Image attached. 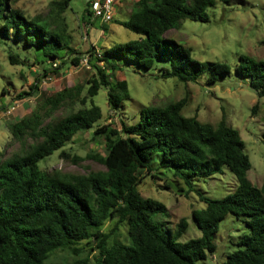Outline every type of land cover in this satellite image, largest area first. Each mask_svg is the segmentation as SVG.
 Listing matches in <instances>:
<instances>
[{
  "label": "trees",
  "instance_id": "1",
  "mask_svg": "<svg viewBox=\"0 0 264 264\" xmlns=\"http://www.w3.org/2000/svg\"><path fill=\"white\" fill-rule=\"evenodd\" d=\"M9 1L0 0V40L23 38L24 44L33 48L35 64L51 67L50 62L59 60L57 67L43 68V76L58 72L67 63L79 65L85 54L70 46L63 22L71 0L51 2L49 20L43 23L28 20L19 9L10 7ZM212 6L214 0H134L128 19L114 22L135 33V39L86 51L95 74L87 80L86 97L79 100L82 107L46 122L59 106L74 103L79 96V88L65 86L10 125L13 138L21 144L26 136L34 142L20 153L0 159V264H87L77 259L51 260L57 251L79 255L82 242L95 245L93 264H195L214 252L218 225L228 213L241 219L248 232L239 237L238 248L228 253L222 264H264V180L255 186L247 178L250 161L243 140L224 116L215 125L202 123L196 115L185 116L182 110L187 98L183 97L163 105L141 106L136 123L121 118L119 128L95 124L102 111L93 97L102 87L109 109L122 112L129 92L126 81L118 80L114 73L130 64L183 83L205 77L207 84H213L229 72L225 63L193 59L188 47L165 35L184 19L208 22ZM88 7L89 3L87 15ZM51 22H55L54 30ZM23 58H29L27 53ZM8 59L12 64H24L18 54H10ZM235 73L249 80L258 97L264 96V60L240 54ZM37 89L35 82L30 92L17 96L32 95ZM87 98L89 106L85 105ZM256 108L257 103L252 112ZM90 129L93 139L104 141V155L91 157L100 161L104 170L71 174L39 167L42 159L61 150L75 134ZM154 155L158 168H168L173 177L181 179L187 194L193 190L194 180L221 174L224 167L233 175L236 184L228 195L209 198L199 194L205 206L191 212L199 237L177 241L187 229L185 218L179 219L174 232L164 222L153 221L156 214H166L167 208L143 197L137 187L142 180L140 169L156 177L149 163ZM106 220L115 221L110 233L101 230ZM121 224L126 225L128 242L114 239L109 243L111 233Z\"/></svg>",
  "mask_w": 264,
  "mask_h": 264
},
{
  "label": "rangeland",
  "instance_id": "2",
  "mask_svg": "<svg viewBox=\"0 0 264 264\" xmlns=\"http://www.w3.org/2000/svg\"><path fill=\"white\" fill-rule=\"evenodd\" d=\"M53 1L57 0H10L9 4L10 7L19 9L28 20L36 19L38 23H43L49 20ZM90 1L71 0L63 13L64 29L70 46L76 52L87 56L86 51L89 48L100 51L113 43L135 39V33L114 22L128 19L134 0H117L113 7L114 19L104 24L106 28L100 26L101 24H94L97 22L95 20L88 25L82 18L87 16L85 10ZM208 15V22L184 19L178 27L170 29L165 35L188 47L191 57L197 61L229 65L227 74L220 76L213 84H207L205 77H200L195 82L183 83L176 78L163 79L157 71H144L130 64L114 73L118 80L126 81L129 92V98L122 103V112L116 114L109 109L106 89L102 87L93 97V102L102 111V117L95 124H110L119 128L121 118L129 124L136 123L141 106L163 105L186 97L183 115H196L199 121L211 125L217 124L224 116L226 123L239 131L244 152L250 161L247 178L253 185L260 186L264 180V96L258 97L249 86V80L238 76L235 68L240 54L264 60V0H214V6L208 9ZM50 26L54 30L55 22H51ZM22 39L11 36L9 40H0V159L20 153L24 147L34 142L33 138L26 136L21 144L13 138L10 125L38 109L46 96L65 86L79 88V96L74 103L59 106L50 118H46V122L63 117L71 110H77L82 107L79 100L86 97L87 80L95 74L90 65L73 66L67 63L58 72L43 76V68L53 66L33 63V48H28ZM23 53H27L29 58L24 59ZM10 54H18L24 64H12L8 59ZM56 63L55 67L59 65V60ZM159 66L156 63V67ZM35 82L38 89L32 95L21 98L17 96L19 92H30ZM5 88L6 92L3 93ZM89 100L87 98L86 106H89ZM255 103L257 108L254 113L252 106ZM92 130L75 134L61 150L42 159L39 167L47 172L58 170L71 174L104 170L105 167L100 161L91 158L103 156L105 153L103 139H93ZM149 163L155 169L156 177L153 178L145 169H140L142 180L137 189L143 197L160 201L166 206V214H156L153 217L155 223L164 222L174 232L180 218L187 220V229L178 238L179 242L197 238L201 234L191 215L193 209L205 206L199 199V194L209 198H222L231 193L236 184L231 172L224 167L221 174L194 180L193 190L187 194V186L181 179L173 177L168 168H158L156 155L150 158ZM114 224V220H106L101 230L110 233ZM247 232L246 224L228 213L218 225L214 237V252L207 253L204 260L195 264H222L226 255L238 248L239 237ZM114 239L128 242L125 224L119 225L115 233H111L109 243ZM82 245L79 255L57 251L52 254L51 260L71 262L77 259L93 264L97 256V250H93L95 245H85L84 242Z\"/></svg>",
  "mask_w": 264,
  "mask_h": 264
},
{
  "label": "built area",
  "instance_id": "3",
  "mask_svg": "<svg viewBox=\"0 0 264 264\" xmlns=\"http://www.w3.org/2000/svg\"><path fill=\"white\" fill-rule=\"evenodd\" d=\"M117 0H91L89 2V15L90 21H97L100 24H105L113 19L114 5ZM53 67L57 65L56 61L50 62ZM79 64L88 65V57L82 56Z\"/></svg>",
  "mask_w": 264,
  "mask_h": 264
},
{
  "label": "crops",
  "instance_id": "4",
  "mask_svg": "<svg viewBox=\"0 0 264 264\" xmlns=\"http://www.w3.org/2000/svg\"><path fill=\"white\" fill-rule=\"evenodd\" d=\"M114 7H115V5H114ZM118 11V10H117ZM114 15H115V11H114V13H113V19H114ZM82 18H84L85 20L87 19V20H89L90 21V19L88 18V16H82ZM94 24H96V25H100V23H97V22H95ZM101 26V25H100ZM100 32H102L101 30H100Z\"/></svg>",
  "mask_w": 264,
  "mask_h": 264
}]
</instances>
